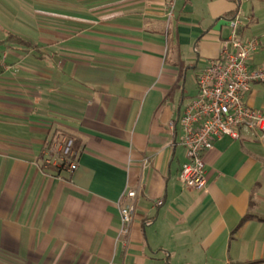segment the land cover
<instances>
[{"label":"crops","instance_id":"0c3cea01","mask_svg":"<svg viewBox=\"0 0 264 264\" xmlns=\"http://www.w3.org/2000/svg\"><path fill=\"white\" fill-rule=\"evenodd\" d=\"M168 1L0 0V264H264V144L223 136L206 189L178 181L195 71L237 14L264 66V0H177L172 18ZM246 102L264 112V87ZM58 133L75 140L72 175L42 169Z\"/></svg>","mask_w":264,"mask_h":264},{"label":"built area","instance_id":"2783aa9c","mask_svg":"<svg viewBox=\"0 0 264 264\" xmlns=\"http://www.w3.org/2000/svg\"><path fill=\"white\" fill-rule=\"evenodd\" d=\"M177 0H169L167 15L172 18ZM240 14L230 21L231 36L221 42L217 58L208 61L197 78V95L184 106L178 123L184 135L182 146L187 151L178 181L184 189L204 190L207 186L204 155L215 147L217 139L227 136L235 140L255 139L264 144V112L248 106L246 98L253 84H264V66L252 65V58L260 41H244L238 33ZM0 56V70H12ZM78 156L74 138L56 134L43 150L42 169L53 168L73 174L78 169ZM127 196L136 198V192ZM163 202L159 201L158 205ZM134 203L121 208L123 228L127 233L135 218Z\"/></svg>","mask_w":264,"mask_h":264},{"label":"rangeland","instance_id":"374dc122","mask_svg":"<svg viewBox=\"0 0 264 264\" xmlns=\"http://www.w3.org/2000/svg\"><path fill=\"white\" fill-rule=\"evenodd\" d=\"M22 3V2H21ZM17 6H15V8H16ZM17 9V8H16ZM18 25H20V26H22V27H20V29H18V30H20V33H22V34H25V28L23 27V25H24V23H17V21H16V23H15V26H18ZM19 28V27H18ZM24 30V31H23ZM7 31V28H5V26H3L1 23H0V38H3V36H5V32ZM33 32H36V29L34 30H32ZM24 32V33H23ZM28 34H29V31H28ZM33 34V33H32ZM28 36V35H27ZM33 36H34V34H33ZM2 50V46H0V51ZM202 66L203 65H201V63H199V66L197 67V69H196V71H195V76H194V81L196 82V84H197V78H196V75H198L200 72H201V70H202ZM199 76V75H198ZM191 81V80H190ZM191 84H192V82H191ZM190 84V85H191ZM193 85V84H192ZM263 87H264V84H261ZM193 91H191L190 92V94H193L192 93Z\"/></svg>","mask_w":264,"mask_h":264},{"label":"trees","instance_id":"16d2710c","mask_svg":"<svg viewBox=\"0 0 264 264\" xmlns=\"http://www.w3.org/2000/svg\"><path fill=\"white\" fill-rule=\"evenodd\" d=\"M8 43H16V44H20V45H25V46H29L28 42L25 41L22 38L19 37H15V36H11L8 41L6 43H4L5 46H9ZM264 262V261H261ZM260 263V262H258ZM247 264H256V263H247Z\"/></svg>","mask_w":264,"mask_h":264},{"label":"water","instance_id":"95a60500","mask_svg":"<svg viewBox=\"0 0 264 264\" xmlns=\"http://www.w3.org/2000/svg\"><path fill=\"white\" fill-rule=\"evenodd\" d=\"M221 25H222V22L218 23V26H219V27H220ZM219 27H218V28H219ZM216 30H219V29H216Z\"/></svg>","mask_w":264,"mask_h":264}]
</instances>
